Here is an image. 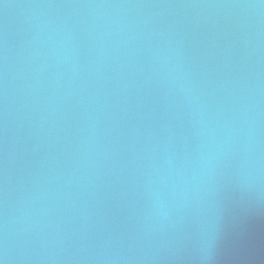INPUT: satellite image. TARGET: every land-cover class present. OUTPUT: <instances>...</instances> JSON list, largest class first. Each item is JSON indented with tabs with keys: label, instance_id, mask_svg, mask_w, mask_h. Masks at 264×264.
<instances>
[{
	"label": "water",
	"instance_id": "1",
	"mask_svg": "<svg viewBox=\"0 0 264 264\" xmlns=\"http://www.w3.org/2000/svg\"><path fill=\"white\" fill-rule=\"evenodd\" d=\"M0 264H264V0H0Z\"/></svg>",
	"mask_w": 264,
	"mask_h": 264
}]
</instances>
